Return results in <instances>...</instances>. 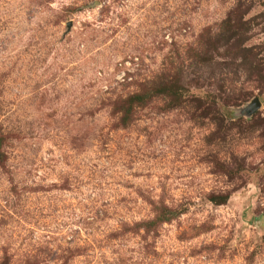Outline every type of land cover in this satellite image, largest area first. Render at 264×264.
Instances as JSON below:
<instances>
[{"label": "rangeland", "instance_id": "1", "mask_svg": "<svg viewBox=\"0 0 264 264\" xmlns=\"http://www.w3.org/2000/svg\"><path fill=\"white\" fill-rule=\"evenodd\" d=\"M0 264H264V0H0Z\"/></svg>", "mask_w": 264, "mask_h": 264}, {"label": "water", "instance_id": "2", "mask_svg": "<svg viewBox=\"0 0 264 264\" xmlns=\"http://www.w3.org/2000/svg\"><path fill=\"white\" fill-rule=\"evenodd\" d=\"M255 105H257V104H255ZM255 105H253V107H255L256 108V106Z\"/></svg>", "mask_w": 264, "mask_h": 264}]
</instances>
